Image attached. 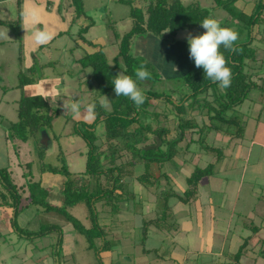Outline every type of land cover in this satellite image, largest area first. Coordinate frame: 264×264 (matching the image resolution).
I'll return each instance as SVG.
<instances>
[{
  "label": "trees",
  "instance_id": "obj_1",
  "mask_svg": "<svg viewBox=\"0 0 264 264\" xmlns=\"http://www.w3.org/2000/svg\"><path fill=\"white\" fill-rule=\"evenodd\" d=\"M117 1L130 7L132 24L121 37L113 28V35L120 40L114 64L108 63L102 49L87 52L78 59L84 68L91 69V78L98 85V99L107 97L110 106L106 108L104 99L101 100L104 105L95 100V118L91 123L76 122L74 125V134L81 137L86 147L84 171L71 173L61 154L60 166L43 162L48 141L40 144V137L51 128L59 108L51 107L41 95H21L17 101V120L9 122L6 126L8 138L14 137L22 143L28 140L35 143L41 173L49 172L65 178L62 187L64 198L62 206H55L47 201L49 190L41 187L39 181H29L25 186H17L12 171L7 167H0V207L11 211L12 220L11 217L9 219L11 229L19 232L16 219L20 211V197L24 194L20 190L26 189L28 196L25 199H28V205L25 204L24 207L34 206L43 212L60 215L67 222H71L90 249L95 248L96 240L102 242L100 248L95 249L97 264H102L100 253L111 249L110 240L107 239L112 234L111 226L107 228V222L110 220L102 215L105 213L103 210H108L111 215L108 216L113 218V215L126 210L129 204L133 209H138L135 188L133 189L131 185L133 182L130 183V180H135L137 185L143 186L146 194L151 193L154 197L153 203L158 207L154 211L156 218L142 220L144 229L153 226L159 232L167 230L170 234L177 231L179 226H172L168 222V219L172 218L169 212L173 209L170 200H176L184 206L194 204L203 181L213 174L215 163L220 158L224 159V148L215 147L208 142L210 134L226 136L227 146L232 142L236 145L238 141L242 144L246 140L244 131L251 116L241 113L240 109L253 90H259L260 96H264V0H252L249 13L244 10L247 4L245 0H213L214 4L209 8L203 7L198 1H192L187 5L182 4L181 0H150L147 3L146 0ZM69 2L74 7L75 22L80 16L85 15L82 1ZM205 17L215 18L221 22L222 27L231 28L239 34L235 44L238 49L236 52L225 50L223 46L220 48L228 61L227 66L232 71L231 86L226 90L220 89L216 83L205 78L202 68L194 66L183 76L172 79L175 88L171 91L166 93L155 90L153 86L159 82L160 73L144 57L132 54L131 47L135 38L149 35L163 44H172L180 30L201 27L200 22ZM108 22L113 27V23ZM259 26L263 28L260 33L257 30ZM89 28L81 27L79 37L87 33ZM258 52H261L259 58ZM142 64L151 73L149 79L143 80L150 82V87L147 90L141 89L146 100L137 107L129 98L115 96L112 80L118 73H123L132 76L137 84L141 85L134 72ZM34 66L18 76L17 88L21 91L25 86L34 84L37 79L31 77L35 74ZM173 93L178 96L177 101L173 99ZM152 101L163 103L164 109L159 110L156 104L152 105ZM194 113H198L203 119L201 124L196 122ZM170 117L173 119V128L167 126ZM263 121L264 105L254 112L255 128ZM101 123L103 130L98 134L96 128ZM182 141L185 143L183 148L180 146ZM201 156L206 157L205 161L208 160L204 166L197 163H201ZM196 157L197 161L194 164ZM215 158L216 161L213 163ZM178 162L182 165L194 164L191 165L189 175L185 177L186 187L181 192L173 189L169 174L162 171L166 164L178 167ZM24 167L27 168V172L21 175L27 179L32 175V165L27 163ZM161 181L166 182L165 186L162 185L163 189L158 187ZM82 203L87 206L88 227L67 212L68 208ZM97 205L100 206V210L97 209ZM135 214H138L137 210ZM261 227H254L251 222L246 228H250L255 234ZM54 228L51 225L44 230L41 229L38 234L32 231L27 233L29 242L38 241L35 238ZM57 233L58 241L52 251L56 257L61 253L62 241V233ZM249 240L250 236L243 238L234 255L237 264L246 255V244ZM258 243L260 244L258 255L264 257V238L258 240ZM156 248L151 251H156L155 254L158 255L160 249ZM163 255H168L169 261L172 260L168 253ZM253 259L256 262V257L247 260Z\"/></svg>",
  "mask_w": 264,
  "mask_h": 264
},
{
  "label": "rangeland",
  "instance_id": "obj_2",
  "mask_svg": "<svg viewBox=\"0 0 264 264\" xmlns=\"http://www.w3.org/2000/svg\"><path fill=\"white\" fill-rule=\"evenodd\" d=\"M106 1V3H102L103 8H99L101 9L100 12L104 11L103 14H90L94 21V26L90 27L87 33L85 32V34L79 37L78 33L80 32L78 30L81 26L74 32L73 28L76 26L75 24L68 35H65V37L61 36V39H59L60 42L65 41V66L61 65V56L57 58V53H55L56 56L53 57L54 63H49L44 69H41V67L35 64V74L31 76L32 78H37L34 81L36 84L30 85L32 86V92L35 94L43 91L42 79L47 80L46 78L56 79L62 77L64 80V78H66L67 82L64 86H61L64 96L61 95L60 98H57V101L54 102L53 100V102H51L53 106L59 108V113L53 120L51 128L47 129V132L52 138V149L49 146V149L46 150L47 155L44 156L43 162L52 166H60L59 155L61 154L64 156L71 173H80L85 169L86 147L81 137L74 134V125L76 122L78 124L79 122L91 123L93 119L90 120L86 118L87 105L94 103L95 100L103 104L101 100L104 99V97H102V99L100 98L101 100L98 99V85L93 78H91L92 74L89 72L91 69L84 68L78 59L82 58L87 52L102 49L108 63L113 65V61L118 55V45L120 43V40L117 41L116 37L113 35V30L115 29V32L121 37L129 30L132 24L130 7L128 5L119 3L117 0ZM149 1L150 0H146L145 3ZM192 1L200 2L201 5L206 8L214 4L213 0H181L184 5ZM245 1L247 4L244 10L249 13L252 0ZM108 21L113 23V27ZM88 23L83 22L82 27L88 26ZM257 30L260 33L263 31V28L259 26ZM204 31L205 30L201 27L180 30L177 33L176 40L172 44H163L160 40L149 37V35L135 38L131 47L132 54L134 56L144 57L148 63L160 73L161 78L159 82L153 86L155 90L165 91L166 93L167 91H171V89L175 88V83H172L174 81L172 79L183 76L195 66L194 62L189 58L188 44L185 37L188 33L200 35L203 34ZM59 41L57 40L50 45L51 51L56 52L53 48L58 46ZM89 42L93 45L91 43L89 44ZM19 56L21 58L19 54L16 57L13 55L6 64L0 63V72L4 71V74L1 73L2 84H0V99L2 97L4 99L0 101V105L2 106L8 101L6 110L10 109L14 97L28 95L27 91L23 94L20 89L14 88L15 85L18 86V76L22 72L25 73L27 71L22 69V66L16 68ZM38 56L41 57L42 52L38 53ZM260 56L261 52H258L257 57L259 58ZM118 61H120V58ZM173 68H175V70ZM14 70L17 71V75L14 73ZM81 70L83 76L79 81L75 80L74 82V80L68 79L71 75L73 76V74H80ZM7 72H9V74L6 77L5 75ZM77 75L75 77H77ZM9 87L10 89H8ZM138 87L147 90L150 87V82L141 81V85H138ZM3 88L8 89H6L5 96L1 93ZM173 99L176 101L178 100V96L174 93ZM73 102H78L80 104V113L78 115L73 114L70 110V106ZM151 103L152 105L156 104L159 110L164 109V105L161 102L157 103L156 101H152ZM104 104L106 108H110L108 102ZM263 105L264 96H260L259 90H253L249 94L247 101L242 105L240 109L241 113L249 117L251 116L250 122L248 120V125L244 131L246 140H244L242 144L238 141L236 145H233L235 142H232V144H230L233 145L232 147L230 145L227 146L226 136L210 134L211 137H209L208 142L215 147L222 146L224 148V159L222 160V158H220L218 162L215 163L213 174L203 181L202 186L199 188L200 192L196 203L194 202V204L187 206L178 203L176 206L172 207L173 209L169 212L172 218H169L168 222L172 224V226H179L177 231L169 229L172 231L170 234L167 230L159 232L153 226L144 229L142 220L156 218L154 211L157 210L158 207L153 203L154 197L151 193L146 194L143 186L137 185L138 183H136L135 180H130V183L133 182L131 184L133 189L135 188V201L138 202V209H133L132 205L129 204L126 210L120 211L118 215H113V218L109 217L111 215L108 213V210H103L105 213L102 215H105L110 220L107 222V228L111 226L112 230L111 237L108 236L107 238L110 240L111 249L100 253L103 264H196V260L199 261L200 264H237L234 261V255L238 251L240 244H242L243 238L247 236H250V240L246 244V255L243 256L246 260L242 257L239 264H264V257L258 255V250L260 249L258 240L264 238V231L254 234L250 228H246L251 222H253L254 227H264V121L259 122L256 128L254 124V112L259 110ZM64 106L69 109L64 110ZM8 112V118L7 115L0 117L2 123V127L0 128V167L4 166L12 171V176L17 186H25L32 178L36 181L42 177V173L39 171L37 151L31 140L22 143L14 137L8 138L9 135L7 134L6 126L9 122H13L17 119L16 116H10L11 113H15L14 109L12 112L10 110ZM194 116L196 122L201 124L203 119L198 113H194ZM170 118L167 126L173 128V119L172 117ZM253 129L256 137V139L254 137V143L260 144L261 146L252 145L250 143V138H248V136L252 135ZM102 130L103 126L101 125L97 130L98 134L101 133ZM172 135H174V133H172ZM184 145L185 143L182 141L180 143L181 148H183ZM5 155H11L7 162L3 161V158H6ZM246 157V162L248 163L246 174L247 176H251L250 174L254 173V181L247 182L246 179L241 187H239L236 171H228V173H226L227 175H224L223 173L226 170L223 171L222 168L225 167L230 169L232 164L242 167L246 164ZM201 158V163L197 162L201 164L200 166H204L208 163V160L205 161L206 157L201 156ZM196 161L197 157L194 160V164ZM214 161H216V158L213 160V163ZM30 162L32 165L31 179L30 177L25 179L21 174L27 172V168L24 166ZM178 164V167L166 164L165 167L162 168V171H167V174H169L171 178L170 184L173 185V189L181 192L186 187L185 177L189 175L192 169L191 165L194 164L182 165L180 162H178ZM166 180L169 181L167 178ZM48 182L52 183L50 180ZM57 184L60 185L59 183ZM162 185L165 186L166 182L161 181L158 187L163 189ZM154 190H156V188H154ZM20 192L24 194L20 197V211L16 219L19 232L12 230L10 227V217L12 220L11 211L8 208L0 207V264H97L95 249L100 248L99 246L102 244L101 241L98 242L96 240L94 242L95 248L90 249L83 236L79 235L73 228L71 222H67L60 215L54 212H43L42 209L34 206L24 207L25 204L28 205V199H25L28 193L26 189L20 190ZM235 192L238 198L235 204L236 211L230 216L229 220L225 217L227 219L226 222V220L221 219L222 215L220 214H222L221 212L224 210L231 208L229 201H231L230 199ZM208 197H210V199ZM52 201L54 203L53 205L61 207L63 198L56 195L53 196ZM199 206H201V208H199ZM99 207L100 206L97 205L98 210H100ZM135 210L138 211V214L134 215ZM67 212L78 219L85 227L89 226V219L87 218L89 214L85 204H77L76 206L68 208ZM151 212L152 214H150ZM212 213L215 217L213 221H211ZM102 220H104L103 217ZM211 223L222 233L228 228L224 256L221 259L212 256L209 258L205 257L206 253L203 252ZM51 225L55 227L53 230L47 233L45 232L41 237L35 238L38 239V241H35L34 244L29 242L30 240L27 233L32 231L38 234L41 229L44 230ZM184 226H188L187 229H185L188 231L186 238L184 237L185 233L182 228ZM23 228L24 230H22ZM57 232L62 233V241L61 253L60 255L58 253L56 257V255H53L52 251L58 241L59 235ZM144 237H146L145 240L143 239ZM215 237H219L220 239L222 235L218 233ZM118 241H120V243ZM171 243L174 246H172ZM154 248L160 249L158 255L155 254L156 251H151ZM148 250L150 251L148 252ZM201 252L204 253V255L201 254ZM163 253H168L170 256L169 258L172 260L169 261L168 255L164 256ZM251 256H253V258L256 257V262H254V259L251 261L247 260ZM56 258H58L57 262Z\"/></svg>",
  "mask_w": 264,
  "mask_h": 264
},
{
  "label": "crops",
  "instance_id": "obj_3",
  "mask_svg": "<svg viewBox=\"0 0 264 264\" xmlns=\"http://www.w3.org/2000/svg\"><path fill=\"white\" fill-rule=\"evenodd\" d=\"M81 1H82V8H83L85 15L80 16L78 19H76L75 22H73L75 11H74V7L70 4L69 0H0V63L2 62L6 64L8 60L10 59V57H13V55H15L16 57L19 54L21 55V58L19 56V58L17 59L18 63L16 65V68H18L19 66H22L21 68L26 71L36 64L39 67H41V69L42 68L44 69L46 66L49 65V63H54L53 57L56 56L55 53H57L56 57L58 58L61 56V65L65 66L66 64L65 62L66 46L64 44L65 41L60 42L59 39H61V36L65 37V35H68L71 32L73 25L75 24H76L75 26L76 28L75 27L73 28L74 32L78 30L79 26L82 27L83 22H87V23L89 22L88 26L93 27L94 21L92 20L90 14L91 13L103 14L104 11L102 10L103 12H100L101 9L99 8H103L102 3L104 4L107 2L106 0H81ZM36 29L47 30L50 33H52L53 35L52 40L49 41L47 44L36 46L32 40L33 32ZM57 40L59 41V43L57 47L53 48L56 50V52H53L51 51L50 45H52ZM19 44H20V51L22 52L19 51ZM41 52H42V56L40 57L38 56V53H41ZM43 60H46V61H43ZM16 72L17 71L14 70V73ZM1 73L4 74V71L0 72V84H2ZM8 74L9 72H7L5 76L7 77ZM76 75L73 74V76L71 75V77H69L68 79L74 80V82L75 80L79 81V79L83 76L82 70H81V73L77 75V77H75ZM46 79L47 80L42 79V83H43L42 90L43 91H41V93H36V94L33 93L32 86L30 85L25 86L22 89V92L24 94V92L27 91L28 95L26 96L41 95L48 101V104L51 107L58 108L57 106H53L51 102H53V100L54 102L57 101V98H60L61 95L64 96V92H63V89H61V86H64V84L67 82L66 78H64V80L62 79V77L56 78V79L54 78L53 79L46 78ZM34 84H36V82ZM34 84H31V85H34ZM14 88L19 89L17 88L16 85L14 86ZM6 89L7 88L5 89L3 88V90L1 91L3 96L6 95V91L10 89V87L7 90ZM3 99L4 98L2 97L0 101H3ZM19 99H20L19 96L14 97L11 102L12 103L11 107L8 110H6L8 101H6L2 106L0 105V117L7 115V118H8L9 116L8 111L10 110L12 112L13 109L15 113H11L10 116L17 117L16 109H17V101ZM63 109L67 110L69 108L64 106ZM101 125L103 126L102 123L99 124L96 130H98V128ZM1 127H2V123L0 122V128ZM254 137L255 135H254V129H253L252 135L248 136V138H250V143L252 145L255 144V145L261 146L260 144L254 143ZM51 140L52 138L49 135V133L44 132V134H42L40 137L39 143L45 144L48 141L47 143L48 146L46 149L48 150L49 146L52 149ZM33 144L35 146L34 142ZM230 146L232 147L233 145H230ZM35 150H36V147H35ZM46 155L47 154L45 151L44 156ZM5 157L6 158H3V161L7 162L8 158L10 159L11 155H5ZM245 159H246L245 160L246 162L247 157ZM247 168H248V163L246 162V164H244L242 167H239L236 164L234 166L232 164L230 166V169L225 168V167H223L222 169L223 171L226 170L223 173L224 175H227L226 173H228V171H232V172L236 171V174L238 175L237 180L239 182L238 186L241 187L242 183L245 182L246 179H247V182L254 181V173L250 174L251 176H247L246 174ZM41 176L42 177H40L39 179L40 181L39 180H36V181L40 182L41 187L47 188L49 190L48 202L51 204H54L52 201V198L53 196H56V195H59L61 196V198H63L62 187H63V183L65 182V178L58 174H50L46 172L42 173ZM49 180L52 181V183L48 182ZM36 181L33 180L32 178L30 182H36ZM57 183H59L60 185H58ZM208 198L210 199V197ZM237 199H238L237 193L235 192L233 197L230 199L231 201H229L231 208L228 210L227 209L224 210L223 211L224 213L221 212L222 214H220L222 215L221 216L222 220H226L227 222V219L225 217H227L229 220L230 216L235 213L236 211L235 204H236ZM62 204H63V201H62ZM170 204L171 206L174 207L178 203L176 202V200L172 199L170 200ZM199 208H201V206H199ZM214 218L215 217L213 216V213H212L211 221H213ZM262 224H263V221H262ZM21 227H24V226H21ZM187 227L188 226L182 227L184 229L185 238L188 234V231L185 230L187 229ZM216 228L217 227H215L213 223L210 224L209 230L207 233L206 242H205L206 246L203 247V252L206 253L205 257L209 258L210 256H212L214 258L221 259L224 256V251L226 247V239H227L226 234H227L228 228L224 230V233L220 232ZM263 231H264V227H261V230L257 233H261ZM218 233L222 235L220 239L219 237H215V235ZM32 243L34 244L35 242H32ZM201 254L204 255V253L202 252ZM251 257L253 258V256ZM243 259L246 260L245 257H243ZM102 264H103V259H102ZM196 264H200L199 261L196 260Z\"/></svg>",
  "mask_w": 264,
  "mask_h": 264
},
{
  "label": "clouds",
  "instance_id": "obj_4",
  "mask_svg": "<svg viewBox=\"0 0 264 264\" xmlns=\"http://www.w3.org/2000/svg\"><path fill=\"white\" fill-rule=\"evenodd\" d=\"M200 26L205 30L203 34L192 35L188 33L186 40L188 44L189 58L194 62L195 67L202 68L206 79L216 83L222 90L231 86L232 71L228 65L224 54L220 51L221 46L225 50L236 52V41L239 34L235 30L222 27L221 22L212 17H205ZM53 38L52 33L47 30L36 29L33 32L32 40L36 46L47 44ZM175 70V68H173ZM89 72H92L91 70ZM137 80L143 81L151 77V73L140 65L135 69ZM113 90L116 97L124 96L129 98L137 107L141 106L146 96L138 87L136 80L132 76L118 73L112 80ZM105 102L108 98L104 96ZM95 103L87 105V119L95 118ZM73 114L80 113V104L73 102L70 106Z\"/></svg>",
  "mask_w": 264,
  "mask_h": 264
},
{
  "label": "water",
  "instance_id": "obj_5",
  "mask_svg": "<svg viewBox=\"0 0 264 264\" xmlns=\"http://www.w3.org/2000/svg\"><path fill=\"white\" fill-rule=\"evenodd\" d=\"M176 127H177V124H176Z\"/></svg>",
  "mask_w": 264,
  "mask_h": 264
}]
</instances>
